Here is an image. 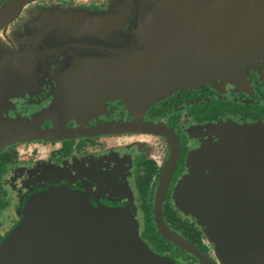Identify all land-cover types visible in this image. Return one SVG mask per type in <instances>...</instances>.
Here are the masks:
<instances>
[{
	"label": "flooded vegetation",
	"instance_id": "1",
	"mask_svg": "<svg viewBox=\"0 0 264 264\" xmlns=\"http://www.w3.org/2000/svg\"><path fill=\"white\" fill-rule=\"evenodd\" d=\"M14 1L0 0V14ZM113 1L27 0L12 19L0 20V241L19 223L32 194L64 187L81 191L92 203H133L141 236L157 253L173 256L181 264H201L163 238L154 223L157 188L173 151H179L163 203L164 218L218 264L216 244L206 238L197 221L176 208L173 192L189 174L190 154L207 142L218 151L222 141L218 124L264 127V68L249 69L238 86L179 90L148 106L147 95L133 93L126 77L119 76L130 72L127 58L132 53L93 50L73 55L67 47L56 46L68 45L72 29L29 20L33 14L54 10L110 17L115 15ZM30 26L34 35L28 45L34 52L23 46ZM114 33L86 29L82 35L102 42ZM114 79L117 84L111 88L97 86L99 81ZM79 106L92 113L85 118L66 113ZM255 138L253 132L242 138L231 136L230 166L235 159L238 172L242 171L240 179L230 173L226 183L229 214L251 220L264 217V158L261 161L259 152L264 148ZM256 161L261 163L253 164Z\"/></svg>",
	"mask_w": 264,
	"mask_h": 264
},
{
	"label": "water",
	"instance_id": "2",
	"mask_svg": "<svg viewBox=\"0 0 264 264\" xmlns=\"http://www.w3.org/2000/svg\"><path fill=\"white\" fill-rule=\"evenodd\" d=\"M26 2L15 0L0 14V20L12 19L17 7ZM112 4L115 15L110 17L54 10L33 14L31 20H47L51 27L59 23L72 29L74 36L86 29L115 30V38L100 42L106 45L101 51L133 53L127 60L138 76L127 77L126 82L136 95H147L148 106L179 90L229 83L238 86L249 69L264 68V0H114ZM129 22L130 28H126ZM67 44L64 47L70 51L73 43ZM217 128L222 140L218 151L207 142L189 155V174L177 184L173 200L216 244L218 264H264V217L231 216L226 185L230 173L240 179L242 171L238 172L235 159L230 166L231 136L242 138L253 132L259 147L264 148V127L221 123ZM259 152L262 161L264 151ZM178 157L179 151H173L157 188L155 226L163 238L201 264H216L164 218L163 203ZM136 209L133 203L118 200L110 205L98 200L92 203L81 191L64 187L32 194L19 223L0 241V264H181L173 256L157 253L143 239Z\"/></svg>",
	"mask_w": 264,
	"mask_h": 264
},
{
	"label": "rangeland",
	"instance_id": "3",
	"mask_svg": "<svg viewBox=\"0 0 264 264\" xmlns=\"http://www.w3.org/2000/svg\"><path fill=\"white\" fill-rule=\"evenodd\" d=\"M32 17H33L32 15L29 16V20H31ZM33 29H34V26H30V29H29L30 31H29L28 37L26 38L25 44L23 45L25 47L24 50H26L27 48L30 47L28 44H29L30 41L33 40V35H34L32 33ZM68 34L70 36L68 35L69 38H68L67 42L68 43H73V46H70V48H69V49H71L70 51L72 52L73 55L74 54L83 55L84 53L91 52L93 50H98L99 52H102L101 50L103 49L104 46H106L105 43H102L100 45V42L98 41L97 38L88 39V37L86 35H84V34L83 35H75V36L72 33H68ZM95 42H97L98 44H96ZM93 43L95 45H93ZM110 45H112V42H110ZM62 46H64V43L62 44ZM98 47H99V49H98ZM21 48H22V46H21ZM132 54H130V55L132 56ZM130 68H131L130 72L126 73L125 75L121 74L119 76H122L123 78L126 77V81H127V77H135V78H137L138 74H133V72H136L135 67H133L131 65ZM119 80H120V83H123V80L122 81H121V79H119ZM112 84H117L115 79H114V81H109V82L107 80L99 81L97 86L99 87V89H105V87L106 88H108V87L111 88ZM222 86H224V85H217L216 87H222ZM66 113L69 114V115H72L73 117L77 116L78 118H85V117H88L87 115L92 113V109L84 108V106H79V108H75V107L70 108V111L66 112ZM60 117H65V115L62 114ZM260 234H261V230L259 229L258 230V236ZM256 240H258V238Z\"/></svg>",
	"mask_w": 264,
	"mask_h": 264
},
{
	"label": "trees",
	"instance_id": "4",
	"mask_svg": "<svg viewBox=\"0 0 264 264\" xmlns=\"http://www.w3.org/2000/svg\"><path fill=\"white\" fill-rule=\"evenodd\" d=\"M152 222V221H151ZM155 229V228H154ZM158 238V237H157ZM152 241L158 246L159 245V242L156 240V237L154 238H152ZM163 242H165V239H164V241ZM161 243L162 245H164V243Z\"/></svg>",
	"mask_w": 264,
	"mask_h": 264
}]
</instances>
